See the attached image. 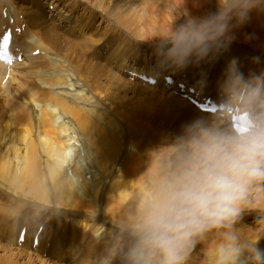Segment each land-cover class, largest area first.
<instances>
[{"label": "rangeland", "instance_id": "1", "mask_svg": "<svg viewBox=\"0 0 264 264\" xmlns=\"http://www.w3.org/2000/svg\"><path fill=\"white\" fill-rule=\"evenodd\" d=\"M154 1L159 8H162L161 3L165 1L174 8L173 10L179 11L177 9L179 8L181 16L175 11L180 16L178 17L180 22H183L186 13L202 15L204 12L215 9V0H205L208 2L209 8L205 7L207 5H202L199 2L200 0ZM112 2L113 0H0V10H2L0 33L7 28L12 33L14 31L17 37H21L24 31L26 32L29 28L34 29L37 26L39 33L32 38L39 46H44L50 52L49 57L55 59L57 63L53 68L48 66L43 59L36 60L40 57L38 48L32 51L29 56L30 50L38 46H34L32 40L31 45L29 44L30 48L27 50L22 45H14L15 50L12 49L11 52L14 55L20 51V58L17 59L19 63H13L15 64L13 67H7L10 69L6 70L0 81V132H6L11 138V133L17 132L23 124L19 116L14 113V110L10 112L7 103L13 100L17 104L15 108H24L25 103H29L33 94L51 91L52 86L58 81L65 84L60 85L59 88L62 89H57V92L62 94V97L79 103L82 108L81 115L90 119L94 126V144L84 139L81 141V147L83 148L73 146L71 153V161H75L74 164L81 174L85 175L84 177L91 187L90 198L93 206L90 212H76L77 210L67 208L60 209L54 206L51 200L48 203H41V201H35L34 199L22 198L21 194L19 195L17 192L15 194L13 191L0 188L3 189L0 190V246L4 247L9 254L13 253L15 256H21L17 258L18 264H25L30 258L36 261L37 257L44 260L46 264H86L95 262L104 245L93 238L91 231H96L100 226L101 229L98 235L104 229L106 232L109 230L110 235L111 231L119 224L112 218L111 220L114 223L109 222L110 218L105 215L102 216L105 220L101 219L100 221L97 219V215L100 216V213H97L100 203L103 204L102 208L104 207V201H101L102 194L105 196L106 190L113 182V177L120 172L131 176L133 168L137 166L138 180L132 181L129 185L141 186L143 189L148 190L150 183L154 181L157 175L159 166L169 159L168 149L174 143L175 137L182 126L192 121L188 120L186 116L181 117L174 114L173 116L169 114L167 108L165 109L166 98L168 95H172L171 91L164 90L156 84L146 86L145 83L136 79L138 76L146 75L149 77L147 73L162 75L172 71L177 80L185 78L190 85L198 82L200 90L202 91V88H204V91H207L209 87L214 85L213 81L218 82L222 79L226 68L222 63L224 52H221L214 60H206L194 66L190 64L185 70L161 69L154 54L156 42L149 45L145 40L138 38L143 33V8L141 3H144L145 0H127V5L120 3L118 7H115ZM44 3L52 4L54 7H46L47 5ZM32 10L38 11L40 18L45 20L47 24L31 25L25 14ZM8 12L9 14L19 13V15L16 18L10 14L12 18L6 23ZM64 13L65 15L70 14L71 19H61ZM2 22L4 26L1 25ZM248 27L251 29V26ZM45 31L51 35L55 34L57 42H49L44 35ZM235 44L231 43L230 45L238 47L239 50L248 49L247 45L239 46V44ZM255 52L264 58V49ZM21 53L28 57L23 60ZM240 53L231 56L228 63L233 59L243 61L245 58H242V53ZM34 57L35 60L23 64L24 61L29 60L28 58L31 60ZM253 57H255V54L250 55L249 59H254ZM249 62H253V60ZM139 69L143 72L137 74L140 71ZM132 70L136 73H132ZM195 70L199 72L198 75L196 73V78L194 77ZM212 70L213 72H211ZM17 75L18 77H16ZM58 76H61V78ZM198 78L200 79L198 80ZM165 84L166 86L169 85ZM178 84H175L174 87H177ZM215 84L218 83L215 82ZM74 88L76 90H73ZM192 89L194 92L196 91L193 93L194 96L198 94L199 98L204 97L205 94L202 95L199 89ZM188 90H186V93ZM35 110H37H33V114H36L35 119H39L41 112L38 108ZM62 116L65 122L72 123L67 116ZM225 119V124L229 123L227 117ZM31 136L33 139L36 137L33 128H31ZM110 143L113 144V156L106 161L108 164H106V167L108 168H106L105 176H102L93 159L104 158L107 155L106 148ZM90 159L94 164L90 162ZM88 168L94 169L90 170ZM89 172L91 173L89 174ZM95 173L100 174L98 177L102 178L104 183H100L99 189L94 195L95 191H92L95 188L97 178H95V175H98ZM93 177L94 179H92ZM71 178L75 179V176ZM91 179L95 181L93 182ZM263 199L264 181L254 182L249 191L251 205L245 208V211L243 210L242 218L236 224L237 229L256 230V232L264 230V208H260L259 205L264 202ZM74 215H77L79 220L91 226L92 230L88 229L83 232L79 230L81 235H78V233L75 236L72 235L73 232H70L71 226L64 225L65 219L68 221L72 216L70 219L73 220L76 218ZM22 225L25 230L28 226V229L35 232L36 227L39 225L44 229L48 227L43 243L33 247V249L38 250L27 251L22 248L17 249L19 251L13 250L14 247L11 243L15 240L14 235ZM43 228L39 236L42 235ZM34 233H31V236ZM219 238V230L209 232L203 242L195 246L188 259V264L207 263L208 251L214 247Z\"/></svg>", "mask_w": 264, "mask_h": 264}, {"label": "clouds", "instance_id": "2", "mask_svg": "<svg viewBox=\"0 0 264 264\" xmlns=\"http://www.w3.org/2000/svg\"><path fill=\"white\" fill-rule=\"evenodd\" d=\"M254 14L264 15V0H215L212 11L186 13L153 37L159 67L180 71L214 60ZM218 93L225 111L238 107L245 115V130L202 119L182 126L139 208L111 231L95 264H188L214 230L220 238L209 264H264V237L236 228L251 205V185L264 181V70L245 75L233 59Z\"/></svg>", "mask_w": 264, "mask_h": 264}, {"label": "bare ground", "instance_id": "3", "mask_svg": "<svg viewBox=\"0 0 264 264\" xmlns=\"http://www.w3.org/2000/svg\"><path fill=\"white\" fill-rule=\"evenodd\" d=\"M154 2H155L154 0H145L144 3H141L142 8H143V11H142L143 18L141 17L143 21V33L140 34L138 38L140 40L141 39L145 40L147 44L149 43V45L151 43L156 42L153 39L154 36H156L158 33H162L163 31H165L168 28V26L171 25L173 22H175L176 24L182 23L179 21V18H178L182 15L179 12L180 11L179 8H177L179 11H177L176 9L175 10L178 12V14H180V16H178L177 12L173 10L174 8L169 3H166V1L162 2L163 4L161 3L162 8L157 7V5ZM199 2L202 3V5L204 6L207 5L205 7L209 8L207 1L200 0ZM120 3L126 4L127 0H122V1L113 0L112 2V4H114L115 7H118ZM44 4L47 5L46 7L53 6L52 4H46V3ZM175 6L177 5L175 4ZM38 7L40 8V6ZM98 8L100 9L99 4H98ZM0 11H1L0 16H1L2 10ZM10 14L12 16H15L16 18L19 15V13L17 14L15 12L10 13ZM10 14L9 12L8 14H6V19H7L5 21L6 23L7 21L9 22L10 19L12 18ZM25 15H27L28 20L30 21L31 25H38L42 23L45 25L46 23L45 20L40 18L38 11L32 10V11H29ZM132 18L134 19V17ZM61 19L63 20L71 19L70 14L65 15L64 13ZM18 21L20 22V20ZM1 25H3V22ZM10 25L8 26L10 27ZM248 26H251V29ZM6 30L4 31L2 30V32L0 33V37L3 34V32H5ZM38 33H39V28L37 26L34 29L29 28V30H27L26 32L24 31V34L22 33L23 35L21 37L20 36L17 37L16 36L17 34L15 35L13 31L12 38H11V45H10L9 50L10 51L12 49L15 50L14 49L15 44L22 45L27 50L28 48H30L29 44L31 45L32 43L31 40H32L34 43L33 45L34 46L38 45V46L30 50L29 56H30V53H32V51L38 48L40 50L39 51L40 57H38L39 59H36V60L43 59L48 66L54 68L57 64L56 60L50 58L48 55L50 52L44 46H39V44L36 43L35 39L32 38V37H35ZM44 35L49 42L51 43L57 42V36L55 34L51 35L49 32L45 31ZM235 43L239 44V46L247 45L248 49L239 50L238 47H234L230 45L226 51H223L224 55L222 54L223 55L222 63L224 67L227 66L228 60L231 56H233L236 53L239 54L241 52L242 54L241 53L240 54L242 55V58H245V59H243V61H239V59L237 60L239 62L241 70L244 72L245 75H247L250 71H255L258 73L261 70H264V58L259 56L260 54L255 52V51L259 52L260 49L262 50L264 49V15L254 14L252 20L247 25L235 30L234 39L232 41V44H235ZM19 53L20 51L17 54H14V56L17 58L19 56ZM24 53L26 54L27 51ZM254 54H255V57L253 58H257V57L259 58L258 63L249 62L251 60L254 61V59L252 58L249 59V56L254 55ZM27 57H28L27 55L26 56L22 55L23 60L24 58H27ZM28 59L29 60H27L26 62L24 61L23 64H27L31 62L32 60H35V57L31 60L30 58ZM14 65L15 64H12L11 67H13ZM194 65L195 64H193V66ZM7 67L8 66L0 62V81H1V78L3 77L2 75L6 73V70L10 69ZM140 72H143V70L138 71L137 74H140ZM211 72H213V70ZM132 73H136V71L132 70ZM196 73L198 75L199 72L197 70L194 71L195 78L197 77ZM147 74H149V77L155 78V80L157 81L156 85H160L162 89L172 92V95H168V97L166 98V102L164 105L165 109L166 108L168 109L169 114H172V115L174 114L175 116L179 115L181 117L186 116L188 120L190 121L202 119V120H205L211 123L220 124L221 126H224V127L230 126V122L227 123L228 125L225 124L226 123L225 118L228 117L226 111H224L222 115L220 113L210 114V113H203V112L198 111L191 104H189L190 102H187L186 99L182 98L183 96L182 97L180 96L179 93L181 90L179 88L178 90L176 86L175 87L172 86V88H168L170 86L169 85L166 86L165 83L167 82L163 79L167 75L173 79L175 84H178L179 82L183 83L186 87V90L192 89V88H194L195 90L199 89L202 95L205 94L204 97H202V99H208L209 97H211V99L215 101L216 104L218 103L225 104V100L223 98L219 99L222 96H220L219 94H217L218 92H216L218 91V84H215V82L218 83L219 81L218 82L213 81L214 83L213 86L209 87L207 91H204V88H202V91H201L200 86L198 85V82L193 83V85H190L189 81L185 78L181 80L179 79L177 80L172 71L167 72V74H162V75H159V73L158 75L153 74V73H147ZM16 77H18V75ZM58 77L61 78V76H58ZM199 79L200 78H198V80ZM211 79L213 80V78ZM59 82L60 81L56 82V84L52 86V89L49 92L33 94L31 96V99L29 100V103H25L26 105H24V108H21V109L15 108L17 104L13 100L10 103L6 104L10 112L14 110V113L17 116H19L23 124L18 129L17 132L14 131L11 133V138L6 134V132L4 133L0 132V188L9 190L11 192L13 191L15 192V194L17 192L19 193V195L21 194L22 198H28L30 200L34 199L35 201H41V203L42 202L48 203V201L51 200L54 203V206L60 209L67 208V209H71L75 211L77 210L76 212L88 213L91 211V208L93 206V202L90 198L91 187L88 181L86 180V178L84 177L85 175L81 174L80 170L74 164L75 161L74 160L71 161V155H72L71 153L73 151L72 147L77 146L78 148H80L82 146L81 141H83L84 139H86L91 144H94V126L90 119L85 118L81 115L82 108L79 106V103L71 99L64 98L62 97V94L57 92V89H62V88H59V86L62 84H65V83H59ZM146 86L148 85L146 84ZM73 90H76V88H74ZM195 92L193 90V93ZM196 96L198 97V94ZM213 98L219 99V100H214ZM35 107L38 108V110L41 112L39 119H35L36 114H33V110L37 111L35 110L36 109ZM62 115L67 116V118H69L72 121V123L69 124L68 122H65ZM178 119L180 118L178 117ZM31 128H33L36 133V137L34 139L31 136ZM112 145L113 144L110 143L108 147L106 148L107 155L104 158L95 160L91 157L93 161L95 162L96 167H98L99 170L101 171L100 173L102 174V176H105V171H107L106 168H108L106 167V164H107L106 161L109 158H112L113 156V146ZM86 156H87V153H86ZM93 161L90 159V162H92V164H94ZM88 169L91 170L94 168H88ZM68 171L70 172V174ZM90 173L91 172H89V174ZM95 174H98V173H95ZM99 175L100 174H98L97 176L95 175V178L96 177L97 178H96L95 188L93 187L94 190L92 191V192L95 191L94 195L97 193V189H99L100 183L102 182L104 183L103 179L98 177ZM74 176H75V179H72L71 177L74 178ZM92 179H94V177ZM136 180H138L137 166L133 168V173L131 176L122 174L120 172L116 176L113 177V182L109 185L108 189L106 190L105 196L104 194H102L101 201H104V207L102 208L103 204L100 203L99 209L97 212L98 214L100 213V216L97 215L98 220L100 221L101 219L105 220L104 217L102 218V216L105 215L106 217L110 218L109 222L114 223L111 220L112 218L113 220H115L116 222L120 224L126 218L127 219L131 218V214L139 208L141 201L145 198V196L148 193V190L143 189V187L141 186L129 185L132 181H136ZM3 189H0V190L2 191ZM107 196L109 197L107 198ZM263 203L259 204L260 208H264ZM74 216H76V218H74L73 220L70 219L72 216L69 218L68 221L64 218L65 219L64 226H71L70 232L71 231L73 232L72 235L75 236L77 233L78 235H81V232L79 230H81L82 232L85 230L87 231L88 229L92 230V227L82 222L81 220H79L77 218V215H74ZM22 227L23 225L19 227L16 234L14 235L15 240H13V243H11L13 244L12 246L14 247L13 250L19 251L17 250L19 248L26 249L27 251L38 250V249H33V242H32L33 238L36 234H38V244L41 245L43 243V238H44L45 232L48 230V227H45V229L43 228L42 235L39 236V233H36V232H38L37 230L39 229L40 225L36 227L37 230L34 228L36 232L34 230L28 229V226H26L27 230L24 236V243L21 245L17 241H18V237L20 235ZM99 227L96 229V231H91V233H92L93 238H96L99 242L105 245V242L109 237V233H108L109 230L106 232V230L104 229L101 232V234L98 235L101 229V227L100 228ZM242 232L248 237H264V230L256 232V230L253 231V230L248 229V231L247 230L245 231V229H243ZM31 233H34V234L31 236ZM95 233H97L96 236H94ZM30 236L31 238H29ZM259 246L261 248H264V239L260 241ZM18 257H21V256L19 255L15 256L13 253L9 254V252L4 247L0 246V264H18L17 263ZM79 262L81 263V261ZM31 263L32 264L33 263L34 264H46L44 260L38 257L36 261L30 258L28 262L26 261L25 264H31ZM93 263L95 264V262H90L86 264H93ZM204 264H209V261Z\"/></svg>", "mask_w": 264, "mask_h": 264}, {"label": "snow or ice", "instance_id": "4", "mask_svg": "<svg viewBox=\"0 0 264 264\" xmlns=\"http://www.w3.org/2000/svg\"><path fill=\"white\" fill-rule=\"evenodd\" d=\"M9 39H10V35L9 36H5L4 41H3L5 47H7L8 43H9Z\"/></svg>", "mask_w": 264, "mask_h": 264}]
</instances>
